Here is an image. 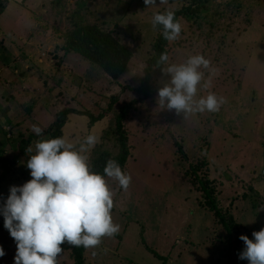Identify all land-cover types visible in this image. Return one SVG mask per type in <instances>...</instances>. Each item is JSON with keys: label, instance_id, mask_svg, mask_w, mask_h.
Returning <instances> with one entry per match:
<instances>
[{"label": "rangeland", "instance_id": "obj_1", "mask_svg": "<svg viewBox=\"0 0 264 264\" xmlns=\"http://www.w3.org/2000/svg\"><path fill=\"white\" fill-rule=\"evenodd\" d=\"M219 1L223 4L232 2ZM37 2L39 0L24 1L23 6L29 8L30 13L21 17L17 15L14 22L10 15L7 16L10 22L3 18L0 20V51L8 58L1 66L9 71L3 85L0 80V154L12 157L2 153L14 151L17 146L14 141L10 143L6 140L4 132L8 127L17 125V129H25V125H28L32 131L33 125H36L43 130L64 109L63 102L68 101L72 108L89 115H69L62 129V137L79 147L89 134L97 136L98 143L86 153L91 166V156L97 152L98 145L102 144L100 137L103 130L106 132L115 126L113 111L109 107L111 99L119 95L123 103L131 99L132 93H122L100 68L75 54L68 55L66 61L73 72V82L65 80L63 90L57 88L49 91L48 74L52 71L48 68L49 63H52L55 43H50L43 25H34L33 29L23 28L26 17H34L33 12L38 9ZM237 2L240 11L231 22L223 24L228 28L225 36L227 46L212 51L215 56L217 51L218 56L223 51L220 59L238 52L237 57L246 68L243 82L240 87L223 89L226 83L225 61L210 64L209 69H200L204 73V80L198 86V97H204L210 92L224 97L226 103L218 114L204 112L185 116L181 113L177 117L174 131L182 137H173L172 141L167 136L157 140L156 145L148 142L149 134L147 137L134 134V120L123 130V135H129L128 149L133 148L131 156L134 157L129 159L128 167L131 183L125 191L117 181L110 178L107 181L115 193L113 201L117 207L114 206L116 208L111 215L113 222L120 225V231L114 237H104L99 247L87 250L86 256L92 264H161L162 260L156 259L146 248L165 257L167 264H228L229 260L223 258V252L214 248L221 245L215 237L218 228H214L208 214L197 210L195 193L178 178V172L185 164L176 146L183 139L185 156L188 159L195 154L207 157L210 175L220 182L219 190L224 195L228 194L229 199L235 197L234 202H225V207L235 219L243 222L251 232L264 228V216L257 215L250 208L251 203L258 198L263 205L258 201L257 206L264 207V0ZM175 3V0H167L166 3L157 0L158 7H153V11L156 14L164 9L179 10L186 7L190 0ZM87 4H90L92 13L95 11L98 22L111 21L115 24L112 30L120 34L128 49L138 59L127 67L119 82H122L121 85L137 84L143 78V68L147 67L152 57L150 38L153 11L146 8L143 0H135L129 10L125 4L118 5L112 3V0H88ZM122 14L128 15L123 19ZM205 15L210 17V13ZM22 20L21 26H17L18 21ZM63 22L64 27L69 24L68 16ZM182 40L186 47L191 43L189 35L183 36ZM188 58L185 53H177L169 58L168 63L180 64ZM167 66L164 64L159 70L151 72L150 77L156 83L157 90L170 79L161 70ZM70 71L68 74H71ZM204 83L210 86L205 89ZM5 88L8 91H2ZM39 103L41 105L37 106ZM146 103L153 104L151 99ZM31 106L34 109L24 112V108ZM90 117L101 119L93 124L90 123ZM30 147L33 150L26 156L18 157L11 167L10 171L13 172L0 182L4 203L12 186H23L32 179L30 169L27 168V157L35 154V146L31 144ZM115 148L112 146V149ZM1 166H5V163L2 162ZM252 183L256 192L247 190ZM248 197L247 201H242ZM61 248L63 252L57 262L72 264L68 256L74 247L65 242ZM3 250L5 255L0 257V264H14L16 254L12 256L13 252L5 251L4 247Z\"/></svg>", "mask_w": 264, "mask_h": 264}, {"label": "trees", "instance_id": "obj_2", "mask_svg": "<svg viewBox=\"0 0 264 264\" xmlns=\"http://www.w3.org/2000/svg\"><path fill=\"white\" fill-rule=\"evenodd\" d=\"M139 1L141 2V0ZM175 1L176 3H182L187 0ZM7 2V0H0V11H3L7 7ZM86 2H88V0H39V2H37L38 9H36V12H33L34 17H26L23 28L33 29L34 25H43L46 36L50 39L52 44L55 43V48L52 53V63H49L50 67L48 68L52 71L48 74L47 82H49V91L52 92L57 88L63 90L65 80L73 82V72L71 73L70 71L71 74H68V70L70 69L66 61L68 55L75 54L89 64L100 68L110 79V82L116 84L119 90H122V93H132L131 99L128 97L130 100L126 102L123 101V103L119 95H115L114 98L111 99L109 107L113 111L114 129H107L106 132L103 130L102 136L100 137L102 144L98 145V150L96 153L92 154L90 161L91 166L93 165L92 167L90 166L91 171L94 173L104 175L103 170L106 163L111 159L117 161L122 171L128 174L129 159L134 156H131L133 148L129 150L127 146L129 135H123V130L127 129L129 123L133 120L136 123L132 126L134 134L136 136L140 134L145 135V137L149 134L148 142L150 144L156 145L157 140H163L167 136H169L172 141L173 137L181 136L179 134L176 135V131H174L178 117L177 113L175 110L162 109L159 106L158 95L155 96L158 92L157 85L150 77L151 72L159 70L162 67V65L157 64V60L162 53L166 52L169 58L177 53H181L182 55L185 53L189 57L193 56V54H199L208 59L211 64L224 60L227 65L224 69L225 72L223 71L224 75H226V83L222 88L226 89L227 87L231 89L240 87L243 82V74L246 68L244 64L240 63L237 57L238 52L237 54L232 52L230 56L220 59L223 51H221L219 56L218 51L217 56H215L212 51L214 48L218 50L227 46L225 36L228 32V28L223 26V24L231 22L236 17L240 11V5L237 0H232V2L225 4L219 0H190V3L186 7L179 10L174 8L167 9L175 13L176 20L182 25L180 38L174 42L167 41L163 38L162 26H157L155 29L153 28L150 38L152 44L150 56L152 57L148 61L147 67L143 68V78L137 84L131 83L121 85L122 82H119L121 76L124 74L127 67L133 65L134 61L138 59L135 58L128 49V45L125 43L126 41L120 34L118 32L114 33L112 30L115 24L111 23V21L98 22L96 20L97 15L95 11L92 13L90 4L86 6ZM113 2L118 5L125 4L127 10H129L135 0H112V3ZM39 5L43 10L39 8ZM146 8L153 11V7L151 6H147ZM164 10L157 13H162ZM193 12L195 13L191 14ZM206 13H210V17L206 16ZM154 14L153 11L151 18H153ZM127 15L128 14H122V18L124 19ZM67 16L69 24L64 27L63 20ZM211 19H213V21H211ZM8 22L10 21L8 20ZM22 22L23 20L18 21V24H22ZM186 35L190 36L191 41L190 44H187V47L182 40V37ZM60 52H62L63 55L60 56ZM139 61L143 63L141 60ZM138 64L137 62V66ZM71 68L73 67L71 66ZM149 99L152 100L153 104L146 103ZM117 104H119L117 109H114ZM18 105L20 104H17V106ZM40 105L41 103L37 106ZM143 105H145L146 108ZM63 106L64 109L56 114L54 121L49 127L43 128L40 136L34 135L28 125H25V129L22 127L17 129V125L11 128L8 127L4 132L7 138L6 140L10 143L14 141L17 146L14 151L9 150L10 155H13L12 157L0 154V182L4 181L7 176L12 173L10 171L11 167L17 161L18 157L29 154L27 149L31 144L35 146L37 141L62 137V129L67 123L69 115L87 114V117L89 115V113H81L77 111V109L72 108L68 101H64ZM29 109L34 108L31 106L23 110L27 112ZM216 114L218 113L216 112ZM26 115L29 116V113H26ZM100 119L101 118L95 120V118L90 117V123L94 124ZM17 130H19L18 133L16 132ZM143 141L145 140L143 139ZM112 146H116L117 148L112 149ZM183 147L184 139L180 145L177 144L176 146L185 164L181 171L178 172V178L189 185L191 191L195 193L197 210L199 209L208 214L214 228H218L217 231L214 229V231H216L215 237L221 245H217L214 248L221 253L223 252V258L229 260L228 264H248L247 260L238 258L239 254L245 248L243 241H241L239 237L244 235L250 240H253V232L249 231L243 222L235 219L230 210L225 207V202L229 200L227 203H232L235 197L233 196V198L229 199L227 197L228 194L224 195L223 192L219 190L220 182L213 179L210 175V162L207 160V157L201 154H195L188 159L183 152ZM114 151L116 152L115 155H113ZM28 158L29 156L27 157V161ZM2 162L5 163V166H1ZM106 180L108 181L107 177ZM254 186L253 183L249 184L247 188L248 192L252 190L256 192ZM249 197L243 198L242 201H247ZM258 199L253 201V204L251 203L250 208L256 211L257 215L264 216V207L257 206L258 201L261 206L263 203ZM123 201L124 198L122 197L121 202ZM3 203L4 197L0 193V208ZM116 205L117 204H114V206ZM116 207H113L111 213L114 212ZM0 247H4L5 251L13 252L12 256L16 254V242L4 227L3 215H0ZM146 249L151 252L156 259L162 260L161 264H167L168 260L165 257L157 255L155 251L149 248ZM87 250L88 249H85L83 246L74 247L70 250L69 252L71 253L68 257L71 259L72 264H92L90 258L86 256ZM57 264L59 263L57 262Z\"/></svg>", "mask_w": 264, "mask_h": 264}, {"label": "clouds", "instance_id": "obj_3", "mask_svg": "<svg viewBox=\"0 0 264 264\" xmlns=\"http://www.w3.org/2000/svg\"><path fill=\"white\" fill-rule=\"evenodd\" d=\"M143 2L148 7H158L157 0ZM166 2L159 0V3ZM22 9L30 13L25 6ZM157 26H162L165 40L174 42L180 38L182 25L173 11L154 14L152 27ZM168 62L166 52L157 60L158 65L168 64L161 70L170 77L158 90L162 109L187 116L216 113L226 103L224 97L211 92L198 97V86L204 80L200 69H209L211 64L203 55L190 56L180 64ZM209 86V83L203 84L205 89ZM32 131L40 136L43 130L33 125ZM98 139L89 134L79 147L62 137L36 142L35 154L27 161L32 179L23 186H12L0 209L4 227L16 242L14 264H57L63 243L85 249L97 248L104 237L111 238L119 233L120 225L113 222L111 215L115 193L106 177L117 181L127 191L131 176L111 159L106 163L104 175L91 171L86 153ZM32 150L31 147L27 149L28 152ZM252 236L253 240L244 235L239 237L245 248L238 258L247 260L248 264H264V228L253 232ZM4 255L0 247V257Z\"/></svg>", "mask_w": 264, "mask_h": 264}, {"label": "crops", "instance_id": "obj_4", "mask_svg": "<svg viewBox=\"0 0 264 264\" xmlns=\"http://www.w3.org/2000/svg\"><path fill=\"white\" fill-rule=\"evenodd\" d=\"M24 1L26 0H21L20 3L14 2L13 0H11L10 2H7L8 3L7 7L3 11H0V20L1 18L8 20L7 16L10 15V19L14 18V19H11V21L14 22L18 18L17 15L21 17L23 14L27 13L28 10L22 9L24 8L23 6ZM19 5H22V6H19ZM20 24L21 23L17 24V26H21ZM5 56L6 55L3 54L2 51H0V80H2V85L4 83V80L8 77V72H9L8 70H5L4 66H1L4 64L3 62H5L8 59ZM2 91L4 92L8 91V88L2 89ZM8 154L10 153L9 152L4 153V155H8Z\"/></svg>", "mask_w": 264, "mask_h": 264}]
</instances>
